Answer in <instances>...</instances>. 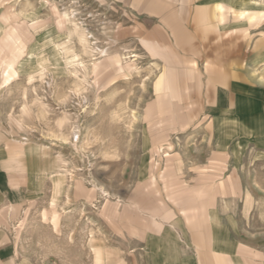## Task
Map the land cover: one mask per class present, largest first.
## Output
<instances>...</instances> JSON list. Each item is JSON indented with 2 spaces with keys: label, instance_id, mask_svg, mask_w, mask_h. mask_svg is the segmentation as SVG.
I'll list each match as a JSON object with an SVG mask.
<instances>
[{
  "label": "rangeland",
  "instance_id": "1",
  "mask_svg": "<svg viewBox=\"0 0 264 264\" xmlns=\"http://www.w3.org/2000/svg\"><path fill=\"white\" fill-rule=\"evenodd\" d=\"M257 13L264 0H0V39H17L0 78V264H173L166 225L195 209L202 227L237 174L247 227L264 228Z\"/></svg>",
  "mask_w": 264,
  "mask_h": 264
},
{
  "label": "crops",
  "instance_id": "2",
  "mask_svg": "<svg viewBox=\"0 0 264 264\" xmlns=\"http://www.w3.org/2000/svg\"><path fill=\"white\" fill-rule=\"evenodd\" d=\"M209 1L214 0H207V2ZM246 5L248 4L243 3L242 9L245 10ZM257 15L258 20L264 17V13H257ZM198 19L203 20L204 15L199 14ZM224 21H219V25L224 24ZM247 132L256 133L257 131L248 129ZM230 177L235 178L232 175ZM236 178H238L240 190L236 188L235 180L230 179L229 190L225 194L223 203L208 209L209 220L203 223L202 227L197 228L199 225L196 224H199L204 217L197 214L195 209L181 210L186 222L174 219L166 225L164 229V257L175 256V258H168L169 263L175 260L173 264H206L207 261L209 264H264V228L256 226L251 229L250 226L247 227L250 224L248 214L253 212V207L248 208L243 205L242 200L241 203H237V198L239 196L243 198L245 192L249 193V191L244 188L243 175L237 174ZM165 187L168 186L165 185ZM171 190L172 193H176L173 197L181 198L185 195V191ZM191 192L193 194L194 190ZM198 192L200 193V191ZM201 240L206 243L203 248L197 244ZM205 253L211 254L207 260L201 257V254Z\"/></svg>",
  "mask_w": 264,
  "mask_h": 264
},
{
  "label": "bare ground",
  "instance_id": "3",
  "mask_svg": "<svg viewBox=\"0 0 264 264\" xmlns=\"http://www.w3.org/2000/svg\"><path fill=\"white\" fill-rule=\"evenodd\" d=\"M64 15L66 16L68 14L64 13ZM0 40H1L0 41L1 42L0 43V63L4 64L3 72H2V75H0V78L2 79L3 83H7L11 79V77L13 75V71H14L13 60L17 54V48L15 47V44H16L15 41H17V39L15 38V36H13V34H10V35L3 36ZM80 41H82L84 44H87L88 40H87V37L85 36V34H81ZM141 42L145 46V48L148 49L149 52L154 53V54H158L160 56V58L164 60V49L159 47L154 41L143 39V40H141ZM3 46H8V47L11 46V48L9 49V52H8L10 54L9 57H6V55L2 54V51H3L2 47ZM96 50H97V55H99V57H103V56L107 55V50L105 48L104 49H96ZM161 84H162V82L157 84V86H156L157 90L162 89V88H160ZM171 121L174 122L173 119ZM186 124L187 123H185L184 126ZM75 137H77V136H75ZM60 179L59 180L57 178L54 179V181L57 185H58V183H59L58 181H60ZM149 213L151 214L152 217L155 216V211H151Z\"/></svg>",
  "mask_w": 264,
  "mask_h": 264
}]
</instances>
